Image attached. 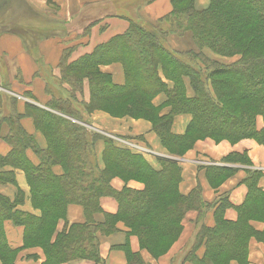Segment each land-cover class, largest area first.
<instances>
[{
	"label": "trees",
	"instance_id": "1",
	"mask_svg": "<svg viewBox=\"0 0 264 264\" xmlns=\"http://www.w3.org/2000/svg\"><path fill=\"white\" fill-rule=\"evenodd\" d=\"M170 1L172 10L168 15L155 23L128 20L124 34L97 46L90 55L73 63L67 61L72 49L64 50L57 80L60 88H68L67 92L61 88L56 94L47 88L51 101L46 109L27 106L24 115L13 113L0 118V128L3 123L9 127L5 140L11 148L6 156H0V184L15 183V171H21L33 208L41 210V215L18 210L23 202L20 191L14 200L0 195L1 264H16L17 255L30 242L42 244L43 264L80 260L99 264L97 235L116 232L119 222L125 225L128 236L137 237L141 250L155 259L150 244L160 238H177L187 212H198L196 223H201L203 211L210 209H214L213 227L201 223L182 264H229L231 258L247 264L249 239L264 234L251 224L253 218L264 222V190L257 186L260 172L247 173L243 180L248 189L245 201L236 209L237 220L228 222L223 218L230 206L227 196L207 204L199 188L187 196L177 192L181 180L177 161L158 158L160 169L156 171L141 154L117 147L112 139L86 128L95 100H128L140 94L146 105L135 99L124 104L125 113L130 115L145 108L143 118L152 124L151 132L171 156L179 157L191 149L196 137L231 143L251 139L264 146V51L260 49H264V0H211L208 8L201 11L195 9L194 0ZM186 32L192 34L198 52H177L166 47L168 35L180 37ZM202 48L222 57L231 54L241 57L229 64L212 62ZM115 63L122 67V85H115L111 75L100 70L101 66ZM164 81L172 87L168 88ZM85 83L89 101L81 100ZM187 85L192 97L187 96ZM159 95L165 101L154 106L153 100ZM165 108L169 112L162 114ZM27 114L38 128H43L47 138L45 148H40L22 130L19 121ZM178 115L191 117L180 136L171 132ZM257 116L263 120L261 130L256 128ZM99 142L103 144L102 169L95 154ZM28 149L32 150L37 164L28 159ZM228 160L247 163L244 155H230ZM57 167L61 170L59 174L54 171ZM4 168L9 170L3 171ZM233 171L212 167L208 168L207 176L214 186ZM114 172L137 177L143 182V189L135 191L125 186L119 192L114 191L110 186L116 176ZM105 197L115 200L117 212L104 214V222L96 224L93 217L103 213L100 200ZM70 205L83 209L85 221L66 226L56 234V221L65 218ZM5 222L23 228L22 247L9 246ZM45 228L47 233L42 235ZM202 246L205 252L198 258L196 252ZM129 258L139 261L135 255Z\"/></svg>",
	"mask_w": 264,
	"mask_h": 264
},
{
	"label": "crops",
	"instance_id": "2",
	"mask_svg": "<svg viewBox=\"0 0 264 264\" xmlns=\"http://www.w3.org/2000/svg\"><path fill=\"white\" fill-rule=\"evenodd\" d=\"M196 4H197V0ZM202 4L208 0H199ZM142 3L138 10L140 20L155 23L158 19L168 15L171 10L170 0H0V118L8 117L13 113L24 115L27 106L46 109V105L51 101V96L46 89L59 94L61 88L67 92L66 86L58 85L59 70L58 65L64 50L72 49L68 56V63H73L84 56L90 55L94 49L107 43L115 36L122 35L128 29L131 17L136 14H126L123 8L136 6ZM196 7V6H195ZM93 23V24H92ZM166 47L170 50L185 52L190 48L181 47L179 39L174 35L166 38ZM191 50V49H190ZM101 72L111 75L115 85H122L124 81L123 71L120 64L101 66ZM53 81L52 83H50ZM168 88L172 84L164 81ZM48 85V86H47ZM190 89L188 85L186 90ZM191 91V90H190ZM188 97H192L188 94ZM163 95L157 96L153 100L154 106L164 103ZM168 108L162 111L167 114ZM26 116V115H25ZM25 116L20 122L22 130L32 136L40 148L44 144L35 134L31 119ZM90 124L94 129L106 131L109 129L106 124L91 115ZM191 117L189 115H178L173 120L171 132L174 135H183L186 131ZM92 127V128H93ZM257 130H261L262 121L257 119ZM109 132L117 147L127 148L133 153H139L147 163L158 171V158H168L164 154L160 142L151 132V127L147 123L135 124L129 131ZM9 132V127L3 123L0 128V156H6L11 150L5 138ZM107 137V136H106ZM100 145V151L98 146ZM103 144L99 142L95 148V154L102 169L101 155ZM249 158L252 167L234 164L228 166L236 170L232 179L223 184L218 190L210 189L206 181V168L227 167L222 163L228 155H244ZM28 159L37 164V159L32 150L26 151ZM183 166L181 180L179 183V194L189 195L193 190L199 188L202 200L207 204H212L221 196H227L230 206L224 211V220L235 222L237 220L236 209L240 207L246 198L248 189L243 183L249 171H258L261 177L257 186L264 190V146L256 144L253 140H241L231 146L222 142L218 146L209 141L199 142L196 147L187 153L182 159ZM205 167V168H204ZM9 168H4L3 171ZM55 173L60 171L55 168ZM15 183L26 195H28L27 183L21 171H15ZM10 184H0V195L10 200L15 197L16 191L9 188ZM111 188L119 192L124 184L118 180L110 183ZM127 188L141 191L143 187L137 183L130 182ZM218 191V192H217ZM101 214L94 215V222L100 224L104 222V214L114 215L117 212V203L114 199L105 197L100 200ZM18 210L36 215L32 211L28 199L24 204L18 206ZM201 223L208 228L214 225V209L205 210ZM198 212H188L183 220L185 225L190 226L191 231L187 239L181 246L173 247L170 252L162 258L155 260L145 250H141L136 237H127L125 229L117 225V232L111 236L97 235L99 240V264H128L130 256L139 258L138 264H174L173 260L177 255L182 254L186 245L193 244L194 235L201 223H196ZM83 209L77 205H70L67 208L66 222L68 225L84 223ZM257 231H262V227L252 225ZM65 228V222H60L57 232ZM5 236L11 248L18 249L22 246L23 228L15 227L10 222L4 223ZM125 246V247H122ZM188 252V251H187ZM186 252V253H187ZM185 253V254H186ZM202 250L196 253L201 258ZM27 257L32 255L37 257V263L29 261ZM25 258V259H24ZM27 259V260H26ZM43 256L38 250H25L20 253L16 264H41ZM248 264H264V244L250 241L247 253ZM63 264H97L93 261H74ZM182 264V263H181ZM185 264H191L189 262Z\"/></svg>",
	"mask_w": 264,
	"mask_h": 264
},
{
	"label": "rangeland",
	"instance_id": "3",
	"mask_svg": "<svg viewBox=\"0 0 264 264\" xmlns=\"http://www.w3.org/2000/svg\"><path fill=\"white\" fill-rule=\"evenodd\" d=\"M141 2H143V0H141ZM210 2H211V0H208V2H206L205 4H202L201 5V3L199 2V0H197V4H196V1L194 0V6H196L195 7V9L196 10H198V11H201V10H204V9H207L208 8V6L210 5ZM141 5H142V3H140V4H137L136 6H128V7H126V8H123V11L126 13V14H134V11H136V14H134L133 15V17H131L130 18V20L131 21H133V22H136V23H141L142 21L140 20V18H139V16H138V10H139V8L141 7ZM172 7V6H171ZM151 23V22H150ZM171 35V34H170ZM175 36V35H174ZM176 38H178L179 39V45L181 46V47H187V48H190L189 50H188V52L189 51H192V52H198V49H197V46H196V44H195V42H194V39H193V36H192V34L190 33V32H186L185 34H183L182 36H180V37H177L176 36ZM260 49H262L261 51H264V49L263 48H260ZM179 52H181V51H179ZM186 52V51H185ZM202 52H203V54H205L206 56H208L209 57V59L213 62V61H215V62H219V63H223V64H229V63H234V62H238L239 60H240V55H236V54H231V56H229V57H222L221 55H217V54H214L213 52H211L209 49H207V48H202ZM116 64V63H115ZM108 66V65H107ZM53 81H51L50 83H52ZM188 94L189 95H191V91H190V89H188ZM89 97H90V93H89V88H88V85H87V83H85V89H84V92H83V96H82V98H81V100L82 101H89ZM132 99V100H131ZM135 99H141V101L143 102V103H145V105H146V102H145V98L142 96V95H140V94H136L135 96H132V97H130V98H128V100H126V99H124V100H120V101H117V100H114V101H106V100H98V101H94L93 102V106H92V109H91V112H92V114L91 115H93V116H95L96 117V119L97 120H99V121H101V122H103V124H106L107 126H108V132H106V131H100V130H98V129H94V127L93 126H90V127H86L88 130H90L91 132H94V133H97V134H100V135H102V136H107V137H112V135L109 133V132H111L110 130H113V131H117V130H119V131H122V130H124V131H129V129H131V128H133V126L135 125V124H142V123H148L149 124V126L152 128V124L148 121V120H146V119H144L143 117L145 116V113H146V109L145 108H143V109H141V111L140 110H135L132 114H130V115H128V113H125V110H124V104H127V103H131L132 101L134 102V101H136ZM79 100V99H78ZM241 103V102H240ZM145 107H147V106H145ZM27 119H31V124H32V128H33V130H34V132H35V134H37L38 135V137L40 138V141L44 144V148L46 147V141H47V138H46V136H45V134H44V130H43V128L41 127V126H39V128L34 124V120H33V118L29 115V114H27L26 116H25ZM177 117V116H176ZM22 118H24V117H22ZM21 118V119H22ZM175 119V118H174ZM257 119H261V121H262V127H263V120H262V117H260V116H257L256 117V121H257ZM90 122V120H88V122H87V124H90L89 123ZM93 127V128H92ZM153 133V132H152ZM154 134V133H153ZM154 136L156 137V139L158 140V138H157V136L154 134ZM195 140H194V142H193V146H192V148L191 149H189V150H187L186 152H184L183 154H181L179 157H176V156H171L170 154H168L167 153V151L164 149V148H162V150L164 151V154L166 155V156H168V158L169 159H172V160H175V161H177V163H178V165L179 166H183V162H182V159H183V157L187 154V153H189L191 150H193L195 147H196V145L199 143V142H202V143H204V142H207V141H209V142H211V143H214L215 145H219V144H221L222 142H226V143H228V144H230L231 146H233V145H235V144H237L238 142H236V143H231L230 141H226V140H217V139H215V138H212V137H201V138H198V137H196V138H194ZM247 140H251V139H247ZM159 141V140H158ZM254 141V140H253ZM255 142V141H254ZM256 144H258L257 142H255ZM259 145V144H258ZM160 146H161V144H160ZM261 146V145H260ZM162 147V146H161ZM98 151H100V145L98 146ZM229 156L230 155H228L225 159H224V162H223V159H222V163L224 164V165H227V167L226 168H228V166H232V165H234V164H241V165H245V164H247V163H249L250 164V166L247 164V165H245V166H249V167H252V165H251V162H250V160H249V158L247 157V155L244 153V159H245V161H247V163H245V164H242V163H240L239 161H237V163H232L231 162V160H228L229 159ZM228 158V159H227ZM100 161H101V159H100ZM181 168V167H180ZM205 168V167H204ZM57 169L59 170V171H61L60 170V167H57ZM182 169V168H181ZM208 171V168H206V172ZM249 172H254V171H249ZM114 173H116L115 175V177L111 180V181H113V180H118V181H120L121 183H123L124 184V187L128 184V183H130V182H134V183H137V184H139V185H141L142 187H144V184H143V182L142 181H140L137 177H135V176H131V175H117V174H119V173H117V172H114ZM181 173H182V171H181ZM23 175H24V173H22ZM236 174V170L235 171H233L232 173H230V175H225V177H224V179L222 180V179H220V180H218L219 182L218 183H216L214 186L211 184V178H209L208 176H207V173H206V181H207V183H208V185H209V187H210V189H212V190H214V192L216 191V190H218L223 184H225L227 181H229L230 179H232L233 178V176ZM24 179H25V175H24ZM25 182H26V179H25ZM27 185V184H26ZM10 187L9 188H11V189H13V192L14 191H16V193H15V196H16V194L20 191L21 193H22V196H23V202L21 203V206L24 204V200H25V198L26 199H28V201H29V204H30V208L32 209V211H34V212H36V215H41V210L39 209V208H33V206H32V204H31V202H30V191H29V187H28V185L26 186L27 187V189H28V195H26L20 188H18V186L16 185V183H13V184H10L9 185ZM178 193H179V185H178V191H177ZM218 192V191H217ZM14 199H15V197H14ZM13 199V200H14ZM163 199H165V201H169L171 198H163ZM189 212H192V211H189ZM66 213H67V211H66ZM188 213V212H187ZM84 216V215H83ZM184 220V219H183ZM183 220L181 221V231L179 232V235L177 236V238H175V239H172L171 237L170 238H160V239H157L156 241H154V243L153 244H150L149 245V249H151V253L153 254V255H156V257H155V260H158V259H160V258H162L163 256H166L169 252H170V250L173 248V247H178V246H181L182 245V243H184L185 242V240L187 239V237L189 236V234H190V232L191 231H187V229L189 228L190 229V226H188V225H185V227L183 226L184 224H185V222H183ZM60 222H65V227L66 226H69L68 224H67V222H66V216H65V218L64 219H58L57 221H56V224H55V233L57 234V233H60V232H57V228H58V225H59V223ZM146 222H148V223H150L151 224V222H149V221H146ZM251 224L253 225V224H256L257 226H259V227H262V231L264 232V222L263 221H260V220H255L254 218H253V220L251 221ZM117 225H121L124 229H125V233H126V235H127V232H128V230L125 228V225L123 224V223H121V222H119V223H117L116 224V226ZM188 229V230H189ZM117 232V231H116ZM116 232H112V233H110V234H108V235H101L100 233H99V235H101V236H111V235H113V234H115ZM45 233H47L46 232V228L44 229V230H42V232H41V234L43 235V234H45ZM131 236H133V237H136V236H134V235H131ZM131 236H128L127 235V237H131ZM261 236V237H260ZM137 238V237H136ZM138 240V239H137ZM250 241H255V242H257V243H260V244H264V234L263 235H256V237H251L250 239H249V242ZM22 245H23V241H22ZM41 245L42 244H37V243H35V242H30L29 244H26V249H25V247H24V249L21 251V252H23V251H25V250H30V251H32V250H38V251H40V253L42 254V256H43V260H45V255H44V251H43V249L41 248ZM190 245L191 244H189V245H186V247H185V249H184V252L182 253V254H178L177 255V257L173 260V262H174V264H181L182 263V260H183V258H184V256L188 253L187 251H189L190 249H191V247H190ZM249 245V244H248ZM22 247V246H21ZM200 251L202 250V254H201V257H203V255H204V252H205V249H204V247L202 246L200 249H199ZM199 250H197V252L199 251ZM146 251V250H145ZM20 252V253H21ZM147 252V251H146ZM187 252V253H186ZM196 252V253H197ZM20 253L17 255V259H16V261L18 260V256H20ZM148 253V252H147ZM186 253V254H185ZM149 254V253H148ZM150 255V254H149ZM151 256V255H150ZM152 257V256H151ZM154 257V256H153ZM25 258H27L29 261H31V262H34V263H37V257L36 256H34V255H32L31 257H27V255H26V257ZM24 258V259H25ZM26 259V260H27ZM126 260H127V263L128 264H138V263H136L134 260H132L131 258L128 260V256H126ZM224 260V257H221L220 258V261H223ZM44 262V261H43ZM43 262L41 263V264H43ZM187 263V262H186ZM0 264H1V262H0ZM229 264H241L240 263V261L239 260H237V259H233V258H231V260H229ZM248 264V263H247Z\"/></svg>",
	"mask_w": 264,
	"mask_h": 264
}]
</instances>
